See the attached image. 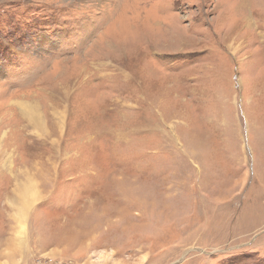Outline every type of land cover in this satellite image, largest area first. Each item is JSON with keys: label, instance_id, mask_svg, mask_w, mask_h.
<instances>
[{"label": "rangeland", "instance_id": "rangeland-1", "mask_svg": "<svg viewBox=\"0 0 264 264\" xmlns=\"http://www.w3.org/2000/svg\"><path fill=\"white\" fill-rule=\"evenodd\" d=\"M0 264H264V0H0Z\"/></svg>", "mask_w": 264, "mask_h": 264}, {"label": "bare ground", "instance_id": "bare-ground-1", "mask_svg": "<svg viewBox=\"0 0 264 264\" xmlns=\"http://www.w3.org/2000/svg\"><path fill=\"white\" fill-rule=\"evenodd\" d=\"M122 72H124V71H122ZM125 74H126V72H125ZM19 107H20L22 113L24 114V116H26L28 118V120L32 119L33 124H34L33 127L35 129L45 125V124H41L40 122L37 121L38 120L37 119V112H36L37 109L35 108L34 105H31L29 103H19ZM21 184L22 183L18 184V188H20L19 189L20 197L22 199V202L25 203V205L22 204L20 212H22V211L24 212L27 210L28 206L33 204V201H35V199L39 193H36L35 190L32 192L28 189L29 186H27L26 184H24V185H21Z\"/></svg>", "mask_w": 264, "mask_h": 264}]
</instances>
